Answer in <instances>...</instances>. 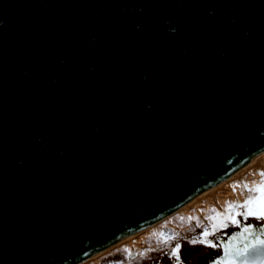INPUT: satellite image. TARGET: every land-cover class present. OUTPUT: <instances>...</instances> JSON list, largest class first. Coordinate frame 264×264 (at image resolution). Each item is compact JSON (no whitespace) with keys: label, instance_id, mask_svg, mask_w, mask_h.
Segmentation results:
<instances>
[{"label":"water","instance_id":"1","mask_svg":"<svg viewBox=\"0 0 264 264\" xmlns=\"http://www.w3.org/2000/svg\"><path fill=\"white\" fill-rule=\"evenodd\" d=\"M263 150L264 0H0V264L78 263Z\"/></svg>","mask_w":264,"mask_h":264},{"label":"rangeland","instance_id":"2","mask_svg":"<svg viewBox=\"0 0 264 264\" xmlns=\"http://www.w3.org/2000/svg\"><path fill=\"white\" fill-rule=\"evenodd\" d=\"M246 182L249 188H256L260 185L261 179L259 178V176L255 178L254 174L250 173L247 175ZM233 185H236L235 190L233 189ZM258 192L259 191L253 193V195L257 194ZM261 192H263L264 194V191H261ZM248 195L249 193L247 191H244V189L238 184V182L235 181L233 183H230L226 185V188L223 191L218 192L216 194L215 196L216 198L214 200H211L209 198H204V199L199 200L192 206H189V208L179 210L177 212H172L173 214H171V216H169L164 221L159 222L156 225H154L155 223L152 225L150 224L151 226L147 228H143L144 230L141 229V232L138 231L139 233L131 236V238L129 237L125 239L124 241L119 243L117 246H115L113 249L108 250L102 254H99L97 257H95L92 260H89L90 258L87 259L88 261L84 260V262H81L79 264H97L98 261L103 260L104 258L108 256H112V255L114 256L120 253H123V256L125 255L127 257L135 258L133 260H130V262H134L137 264H147L146 254L139 255V253H146V250L145 249L143 250L142 246L147 243H149V245L152 246L153 242L152 243L150 242L151 241L150 238L152 236H155V234H157L164 225H171V226L179 225L180 228H183L184 225L186 224L189 225V220L187 219L188 217L194 218L191 220V222H194V221L196 222L195 218L198 217L202 224L203 231L205 227H208L210 232H211V226L213 224H219L221 221H223L226 224L228 222H231V220L226 218L225 213H228L234 216L235 219L239 222L238 225H240L241 223L247 224L245 223V221L242 222L240 220V217L242 216L237 215V213L239 212H246L245 208L229 209L228 204L229 202H231L234 205L238 203L243 204L244 200L247 199ZM213 209H215V211H213ZM262 211H264V204H263ZM218 213L219 215H217ZM209 216L215 217V219L211 220L213 224H211L210 223L211 221L207 219V217ZM181 217H184L185 219L184 220L179 219ZM228 226H225V228L224 227L219 228L215 232V234L209 235L208 239L211 240L213 243L217 244V247L213 248V247L202 244L199 250V253L197 254L198 258H202L203 261H206L205 259L210 258L214 254L219 253L220 251L219 249H221L219 248V245H220L219 242L225 239L226 237L230 236L232 232L238 229V228L234 229L235 227L229 224ZM225 230H228L229 234L226 235ZM125 249H128L129 251H125Z\"/></svg>","mask_w":264,"mask_h":264},{"label":"snow or ice","instance_id":"3","mask_svg":"<svg viewBox=\"0 0 264 264\" xmlns=\"http://www.w3.org/2000/svg\"><path fill=\"white\" fill-rule=\"evenodd\" d=\"M262 179L260 182V185L256 188H249L247 182L245 181L243 186L244 188L247 190V192L249 193L247 199L244 201L243 204H232L231 202H229L228 204V208L229 209H233V208H245L248 209L246 212H239L237 213V215H241L244 217L245 220L248 219L249 216H254L258 219H264V211H260V212H254L251 208V205L258 199V197H256L255 195H253V193L257 192V191H264V171H262L260 173ZM236 185H233V189L235 190ZM213 211H215V209H213ZM219 215V213L217 214ZM225 216L227 219L231 220V222L233 224H238L239 222L235 219L234 216L225 213ZM181 220H184V217L179 218ZM189 220V222H191L192 219H194L193 217H188L187 218ZM196 219V226L199 227L201 222L199 220V218H195ZM207 219L209 221L215 219V217L213 216H209L207 217ZM226 224L221 221L219 224H213L211 226V232L209 231L208 227L204 228L203 233L200 236H194L191 240H189V243L195 245V244H204L210 247H217V244L213 243L211 240L208 239L209 235H213L215 234V232L222 227H225ZM194 230V229H193ZM262 233H264V229L261 230ZM247 234V235H245ZM158 236V240L157 243L158 244H164V245H169L170 242L172 240L176 239V234H168L165 232H161L158 234H155ZM249 236L253 237L255 242H247L244 244L243 248H234L232 242L230 241L227 244L223 245V249H224V253H223V257L221 258V260L217 261L216 264H236V257H241L244 258V264H249L248 261V257L249 255H252L253 257H261V264H264V239H261L259 236H257L253 231L252 228L250 226H246L244 227L242 232H238L236 233L233 237H232V241H235L237 239L243 238L244 240H248ZM181 245L177 242L175 244V247L171 248V251L169 253V255L175 259L176 264H182V262L180 261L179 258V250H180ZM153 249H151L150 245L149 248L146 251H152ZM125 251H129L128 249H125ZM146 253H139V255H145ZM254 264V261H253Z\"/></svg>","mask_w":264,"mask_h":264},{"label":"flooded vegetation","instance_id":"4","mask_svg":"<svg viewBox=\"0 0 264 264\" xmlns=\"http://www.w3.org/2000/svg\"><path fill=\"white\" fill-rule=\"evenodd\" d=\"M257 194H255V196L258 197V199L251 205V208L254 212L262 211L263 204H264L263 192L259 191ZM247 210L248 209H245V211H247ZM240 220L242 222L245 221V223H254L258 220H264V219H258L254 216H249L248 219L245 220L244 217L242 216V217H240ZM210 223L213 224L212 221ZM228 224L234 226L235 227L234 229H236L244 223H241L240 225H238L239 223L233 224L231 222H228L226 224V226H228ZM226 229H228V228H226ZM161 232H165L168 234H176V239L172 240L169 245H164L162 243L161 244L157 243V240H158L157 235L152 236L150 238L151 239L150 242L151 243L153 242L152 243L153 245L150 247L153 250L152 251H146V258H147L146 263L147 264H176L175 259L172 258L169 255V253L171 251V248L175 247V244L177 242L181 245L180 250H179V258H180V261L182 262V264H203L204 263L202 258L197 257V254L199 253V250H200L202 244L193 245V244L189 243V240H191L194 236H200L203 233L202 224H200V226L197 227L195 221L189 222V225L186 224V225H184L183 228H180L179 225H173V226L164 225L159 230L158 233H161ZM225 232H226V235L229 234L228 230H225ZM142 247H143L142 248L143 250L144 249L147 250L149 248V243L144 244ZM219 248H221L220 245H219ZM219 250H221V249H219ZM129 254H131V253H129ZM214 255H216V254H214ZM214 255L211 256L210 258H207V259H211L212 257H214ZM131 256H133V255H131ZM133 259H135V258L127 257L125 255L123 256V253H120V254H116L114 256L113 255L108 256V257L104 258L103 260L98 261L97 264H137L134 262H130V260H133ZM207 259H205V260H207Z\"/></svg>","mask_w":264,"mask_h":264},{"label":"bare ground","instance_id":"5","mask_svg":"<svg viewBox=\"0 0 264 264\" xmlns=\"http://www.w3.org/2000/svg\"><path fill=\"white\" fill-rule=\"evenodd\" d=\"M262 171H264V150L252 155L243 165L239 166L233 173H231L229 176H227L222 181H220V182L214 184L213 186L205 189L204 191L196 194L194 197H192L186 203H184L180 207L176 208L175 210L165 214L164 216L160 217L159 219L154 221L152 224L155 223L154 225H156L159 222L164 221L169 216H171V214H173L172 212H177L179 210L189 208V206H192L193 204H195L196 202H198L201 199L209 198L211 200H214L216 198L215 196L218 192L223 191L226 188V185L233 183L235 181L238 182V184L244 189V191H247L243 186L244 182L247 179V175L250 173H253L255 178H257L259 176V178L262 179V177L260 175V173ZM151 225H149V226H151ZM149 226H147V227H149ZM147 227H145V228H147ZM142 230H144V229H142ZM138 231L141 232V230H138ZM138 231L128 234L123 240H119V241H115V242L110 243L108 246H106L101 251L89 255L85 259H83L80 262L75 263V264H79L81 262H84V260H87L89 258H90L89 260L94 259L99 254H102L108 250L113 249L115 246H117L119 243H121L125 239H127L129 237L131 238V236L139 233Z\"/></svg>","mask_w":264,"mask_h":264}]
</instances>
